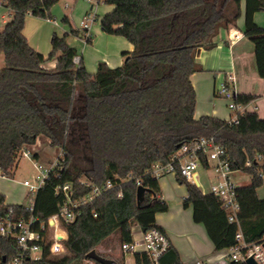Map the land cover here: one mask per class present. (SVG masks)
Wrapping results in <instances>:
<instances>
[{"label":"trees","instance_id":"trees-1","mask_svg":"<svg viewBox=\"0 0 264 264\" xmlns=\"http://www.w3.org/2000/svg\"><path fill=\"white\" fill-rule=\"evenodd\" d=\"M59 1L5 0L13 17L0 31V53L5 57L0 69V171L13 178L22 151L39 138L62 149L60 175L46 179L35 199V215L41 219L56 214L64 203L66 196L55 190L58 185L71 183L75 199L90 191L81 182L84 176L99 185L112 180L114 186L65 225L67 252L49 262L125 264L124 255L109 258L97 252L108 262L87 255L115 231H120L123 243L133 240L134 225L162 229L156 215L168 211L169 205L161 196L159 178L146 172L201 137L215 136L227 149L231 169L250 175V184L237 188L239 222L248 243L263 236L264 198L258 189L264 183V118L249 110L240 114L238 123L214 116L196 118L191 75L203 70L197 50L213 48L220 29L236 26L244 16V32L255 45L258 74L264 78V29L255 21V14L264 11V0H100L114 6L102 17V30L124 37L133 50L123 53L120 66L101 62L95 73L82 58L75 61L78 51L66 35H52V50L45 57L24 34L28 14L52 20L51 8ZM54 59V68L45 67ZM256 98L238 93L235 101L247 105ZM33 158L38 160L39 153L33 152ZM202 165L208 168L205 158ZM177 178L187 187L184 205L193 206L195 221L206 224L215 250L235 245L238 226L229 222L220 200L203 193L179 171ZM137 179L147 189L140 203ZM10 206L13 215L29 213L24 202L8 204L0 192V213L6 214ZM16 253V242L0 236V264H8ZM134 264L152 263L146 253H136ZM160 264L184 263L171 245Z\"/></svg>","mask_w":264,"mask_h":264},{"label":"built area","instance_id":"built-area-1","mask_svg":"<svg viewBox=\"0 0 264 264\" xmlns=\"http://www.w3.org/2000/svg\"><path fill=\"white\" fill-rule=\"evenodd\" d=\"M95 4L100 0H86ZM11 11L6 6L5 0H0V20L6 22V16ZM96 21V12L89 11L81 22L79 37L89 43L92 40V25ZM76 57L75 61L79 62ZM234 75H229L224 83L217 89L216 94L228 101V116L225 119L228 123H238L241 113L247 110V105H239L235 101L236 93L233 90ZM227 149L216 141L215 136L201 137L189 143L183 144L167 163L157 162L152 164L147 174L159 178L170 173H181L189 182L196 184V173L199 168L211 170L215 178L210 186L209 193L215 195L226 210L230 223H236V244L225 249L216 251L212 257L198 259L194 264H237L245 262L247 258L253 257L257 264H264V235L257 238L255 242L248 243L245 240L239 222L240 204L238 202V185L234 182L232 175L234 171L226 158ZM22 156L34 160L35 166L40 174L34 182L24 181L27 187L26 196L29 198L24 202L25 209L29 212L27 216L13 215V207L8 208L6 214L0 213V236L13 239L17 244V253L8 264H51L50 257L60 256L67 252L66 241L68 233L65 225L73 223L81 214V208L93 202L105 191L113 188L112 180L103 184H95L88 177H83L81 182L90 187L87 195L79 198L72 197L71 183H65L56 187V192H62L66 199L59 211L47 219H41L35 215V199L37 193L46 179L53 173L63 169L64 153H60L47 164L33 158L31 149H24ZM202 158L208 163V168L202 165ZM249 165V161L247 163ZM1 176L6 177L1 173ZM136 184L143 186L141 179ZM122 195L121 192L118 194ZM96 216V214H95ZM171 247L168 234L160 228L149 230L141 229L140 235L134 237L131 242H123L121 250L125 257V264H134L136 253H146L152 264H160V258Z\"/></svg>","mask_w":264,"mask_h":264},{"label":"crops","instance_id":"crops-1","mask_svg":"<svg viewBox=\"0 0 264 264\" xmlns=\"http://www.w3.org/2000/svg\"><path fill=\"white\" fill-rule=\"evenodd\" d=\"M64 7L66 9L71 8L70 13L64 12V17H68L69 23H71V17L73 16L74 20H78V23H80L81 26L83 18L89 11H95L96 20L98 19L99 3L95 4L86 0H64ZM8 14H10V12ZM106 14H104V16ZM29 15L34 16L32 14ZM34 17L38 18V16ZM244 21V16H242L238 20L236 26L221 28L219 33L213 39L215 43L213 48L205 49L201 47L197 50L196 59L197 62L202 65L203 70L194 72L191 75V81L195 88L197 98L195 111L196 118L202 116H214L224 120L227 119L229 112L226 102L216 94V91L220 85L226 81L229 75H234L235 77L233 90L236 94L247 93L257 95V98L253 102L247 104V110L256 111L260 117L264 118V78H261L258 74L255 45L253 41L245 35ZM255 21L264 29V11L255 14ZM0 22L2 21L0 20ZM2 23H7V20ZM44 23L47 25L46 30L44 32L41 31L38 37L31 35L29 32L31 29H29L27 23L24 28V34L30 45L47 57L52 50V45L51 48L47 47V39L48 37L52 38V35L57 33L56 29H58L59 25L58 19L50 20L46 18ZM93 25L91 31L94 29ZM71 27L72 33H75L74 35H76V32L74 31L80 30V28L78 29L73 25V22ZM59 35L67 36L69 35V32L62 28ZM77 37L84 46L88 44L78 35ZM69 39L70 38L68 37L67 42L71 46H74V42ZM76 39L74 38V41ZM117 42L119 44L122 43L121 46L126 48L125 50H122V54L111 58H109L110 56L102 57V59H105L106 63L111 67L120 66L125 59L123 53L133 50L132 44L129 45L123 43L121 40ZM0 55H3V61L1 64L3 68L5 66V57L3 53ZM55 66L56 59L45 63V67L50 69ZM93 69L94 68H92V70ZM39 140L40 138L36 145L39 144ZM35 152L39 153L38 160L41 161L43 159L41 153L39 151ZM52 159L48 161H51ZM200 169H203L204 171H201ZM207 172L208 170L199 168L196 173L195 180L200 189L203 186L201 177L207 176ZM212 182L213 180L209 181L210 186ZM159 183L161 196L167 201L169 210L157 213L156 223L168 234L171 245L179 252L181 261L184 264H194L198 259L214 256L216 253L215 245L208 233L206 224L203 221H195L193 206L186 207L184 205L185 198L187 197V187L178 180L177 173H170L159 177ZM249 184L250 181L248 183H242L240 186ZM201 190L203 193H209L207 190ZM0 192L4 194V192ZM4 195L6 196V194ZM258 195L260 198H264V194L261 195L259 191ZM132 231L134 237H138L141 228L138 225H134ZM117 235L120 236V231H117ZM105 240H103L98 247L102 246Z\"/></svg>","mask_w":264,"mask_h":264},{"label":"rangeland","instance_id":"rangeland-1","mask_svg":"<svg viewBox=\"0 0 264 264\" xmlns=\"http://www.w3.org/2000/svg\"><path fill=\"white\" fill-rule=\"evenodd\" d=\"M244 8V7H243ZM114 9L113 5H109L105 2L99 3V9H98V19L95 21L92 29V40L87 45L84 46V44L78 39L77 34L74 35L72 33V27L71 24L73 22V25H75L78 29L81 28L80 23H78V20H74L73 16L71 17L72 21L71 23L64 21L65 13H70L71 8H65L64 7V0H60L57 4H55L51 8V17L52 20L58 19V29H56L57 34H60L62 31V28L65 31L69 32V35L66 36V39L69 37L70 41H73L74 46L78 51V56L83 59V62L88 69L89 72L95 73L98 69V66L101 62H106L105 59H102L103 56H110L109 58L113 56L121 55L122 50H125L126 48H123L121 44H119L117 41H123V43L131 45L127 39H125L122 36L118 35H112L104 32L101 28V19L107 12ZM13 17V11H10V14H7L6 20L7 22L10 21ZM46 18L42 17H34L30 16L29 14L26 17L27 25H29V32L33 36H39L41 31H45L47 25L44 23ZM6 23L0 22V30L4 28ZM79 31V30H78ZM99 31V32H98ZM102 36V38H101ZM77 37V39H76ZM74 38L76 39L74 41ZM73 39V40H72ZM119 39V40H118ZM133 46V45H132ZM47 47L51 48V37L47 39ZM51 50V49H50ZM50 52V51H49ZM48 52V54H49ZM2 54V53H0ZM100 58V59H98ZM2 59V60H1ZM2 61H3V55H0V69L2 68ZM109 65V64H108ZM110 66V65H109ZM92 68H94L92 70ZM228 109V101L224 98ZM33 152L39 151L42 156L41 162L43 164H47L50 159H54L59 153L60 149L52 147L48 139L45 137L40 138L39 144L30 147ZM201 171H204L203 169H200ZM207 176H202V188L203 190L210 191V184L209 181L213 180L215 178L214 173L209 170ZM40 174L38 168L34 164V160L30 159L26 156H20L18 161V166L15 170V174L13 178L3 177L1 176L0 171V191L4 192L6 194V202L9 204H17L22 202H27L29 198L26 196L27 193V187L24 185L25 180H29L31 182H34L37 175ZM232 178L234 182L240 186L242 183H248L250 181V175L244 171H234ZM261 189V190H260ZM259 193L264 194V183L263 185L258 189ZM121 237L117 235V231H115L113 234L108 236L103 242L102 246L97 247V252L107 256V257H113V258H120L123 255V252L121 250ZM81 264H94L92 261H84Z\"/></svg>","mask_w":264,"mask_h":264},{"label":"water","instance_id":"water-1","mask_svg":"<svg viewBox=\"0 0 264 264\" xmlns=\"http://www.w3.org/2000/svg\"><path fill=\"white\" fill-rule=\"evenodd\" d=\"M146 191L147 189L144 186L138 187V192H137L138 203H140L143 200ZM87 258L91 260H95V261H100V262L109 261L107 258L98 254L96 250H92L90 253H88ZM245 263L246 264H257L253 257L247 258Z\"/></svg>","mask_w":264,"mask_h":264}]
</instances>
